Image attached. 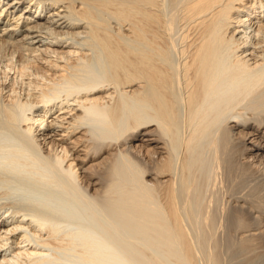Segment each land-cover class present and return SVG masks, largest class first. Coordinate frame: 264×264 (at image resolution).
<instances>
[{
  "label": "bare ground",
  "instance_id": "6f19581e",
  "mask_svg": "<svg viewBox=\"0 0 264 264\" xmlns=\"http://www.w3.org/2000/svg\"><path fill=\"white\" fill-rule=\"evenodd\" d=\"M15 178L0 264H264V0H0Z\"/></svg>",
  "mask_w": 264,
  "mask_h": 264
},
{
  "label": "rangeland",
  "instance_id": "374dc122",
  "mask_svg": "<svg viewBox=\"0 0 264 264\" xmlns=\"http://www.w3.org/2000/svg\"><path fill=\"white\" fill-rule=\"evenodd\" d=\"M15 179H16V178H15ZM11 180H12V181H11V184H10V185H11V188H14V187H15V188H14L15 190L13 189V191H14L13 193H14V194H13V193L10 194V196L7 198L8 200H7V199H3L4 201L1 200V201H0L1 205H3V204L6 205V203H7V204H9V205H14V206H15V205H18V206H19V204H17V203H20V204H22V203H24V204H28V202H29V205H35L36 203H39L40 205H39V204H36V205H37V206H42V207H43V205H44V203H46V201H47V203H50V204H51V201L48 199V197H45V198H44V197H41V198H40L39 196H37V194H39L38 191L35 190L36 192H38V193H35V191L29 190V189H27V188H25V187H23V188H22V187L19 188L18 186H20V185H19V181H18V179H16V180L11 179ZM13 180L16 181V182H14ZM253 180H257V179H252V183L250 182V180L245 182V185H246V186L244 185V186H245L244 190H252V189H253L252 191L254 192V188H255L256 190H255V193H254L255 195L253 194V198L256 197V195H257L258 193H259V196H260V194H262V193H263V195H264V192H263V191H264V189H263V188H264V187H263L264 182H262V180H259V181H257V182H256V181L253 182ZM247 182H248V184H247ZM255 182L258 183L256 187L254 186V185H256V184H253V183H255ZM260 182L263 183V184H262V185L259 184ZM17 183H18V184H17ZM249 183L253 185V186L251 185V187H253V188L250 187L251 189H250V188L246 189V187H249V186H248ZM16 185H17V186H16ZM13 186H14V187H13ZM257 187H258V188H257ZM259 187H261V189H260ZM18 188H19V189H18ZM24 188H25V189H24ZM17 189H18V191H16ZM22 189H23V190H22ZM262 189H263V190H262ZM21 190H22V191H21ZM26 190H28V191H26ZM260 190H261L262 193L258 192V191H260ZM29 191H30V192H29ZM31 191H32V193H31ZM24 192H26V193H24ZM33 192H34V196H32V195H33ZM256 192H257V193H256ZM23 193H24L25 196L23 195ZM40 194H41V192H40ZM40 194H39V195H40ZM30 195H31L32 197H31ZM263 195H261L262 197H259V198L257 197L258 200H259V199L264 200V196H263ZM26 196H27V197H26ZM36 196H37V197H36ZM257 196H258V195H257ZM38 197H39V198H38ZM42 198H43L44 200H46V201H44V203L39 202V201H43ZM46 198H47L48 200H47ZM49 198H50V197H49ZM257 198H255V199L257 200ZM33 199L36 201V203H35V201H33ZM37 199H39V201H37ZM41 199H42V200H41ZM221 199H222V198H221ZM258 200H257V201H258ZM261 200H260V201H261ZM7 201H9L11 204H10L9 202H7ZM21 201H22V202H21ZM31 201H32V202H31ZM221 201H222V202H221ZM13 202H14L15 204H12ZM30 202H31V203H30ZM221 204L223 205V206H222L223 208L221 207ZM9 205H7V206H9ZM51 206H53V205H51ZM227 206H228V204L225 205V200H224V199L220 200V204H219L218 207H219V208L221 207V208H222V211H225V212L228 211V212H226V213L228 214V213H229V209H228L229 207L225 209V207H227ZM219 208H217L218 211L221 210V209H219ZM227 209H228V210H227ZM2 211H3V209H2ZM45 212H46L47 215L51 213V211H49L50 213H49V212L47 213L46 210H45ZM219 212H221V211H219ZM225 212L219 213V216L222 217L221 220H222L224 217H226L227 214H226ZM53 214H55L54 217H55V219H57L56 221H59V220L63 217V216L61 217L62 214L58 217V214H56L54 211H53V213H52L51 215L53 216ZM223 214H224V215L226 214V215H225V216H221V215H223ZM229 214H230V213H229ZM47 215H46V216H47ZM48 216H49V215H48ZM52 216H51V218H52ZM228 216H229V215H228ZM230 216H231V215H230ZM54 217H53V218H54ZM59 218H60V219H59ZM68 218H70V217H67L66 219L68 220ZM72 218H73V217H72ZM72 218H70V220H68V221H66V220L64 219V223H66V224H65V227H67V229H71V230H72V229H76V227H77V222H75V220L72 219ZM230 218H231V217H230ZM55 219H54V220H55ZM226 219H227V217L224 218V220H226ZM61 220H62V219H61ZM73 220H74V221H73ZM224 220H223V222H224ZM62 221H63V220H62ZM62 221H61V224H63ZM65 221H66V222H65ZM72 223H73V224L75 223L76 226L73 225ZM224 223H225V222H224ZM63 225H64V224H63ZM74 226H75V227H74ZM82 226H83V225H82ZM82 226H81V228H82ZM79 227H80V225H79ZM83 227H84V226H83ZM218 232H219V231H218ZM219 233H220V232H219ZM219 233H218V234H219ZM218 234H217V235H218ZM218 237H219V236H218ZM224 241H225V240H224ZM224 241H223V242H224ZM222 264H226V263L224 262V263H222Z\"/></svg>",
  "mask_w": 264,
  "mask_h": 264
}]
</instances>
